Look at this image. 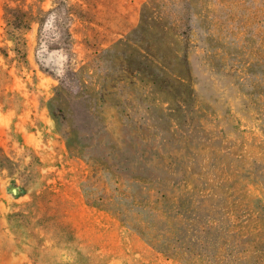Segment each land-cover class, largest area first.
Here are the masks:
<instances>
[{
  "label": "rangeland",
  "instance_id": "1",
  "mask_svg": "<svg viewBox=\"0 0 264 264\" xmlns=\"http://www.w3.org/2000/svg\"><path fill=\"white\" fill-rule=\"evenodd\" d=\"M149 1L0 0V264H186L138 230L154 216L123 193L147 192L140 176L156 195L192 198L200 256L264 264V0H162L161 21L183 17L190 42L163 43L157 26L147 39L171 67L187 47L182 110L139 80L112 87L121 64L106 52ZM69 125L99 167L121 161L119 192L69 147Z\"/></svg>",
  "mask_w": 264,
  "mask_h": 264
},
{
  "label": "trees",
  "instance_id": "2",
  "mask_svg": "<svg viewBox=\"0 0 264 264\" xmlns=\"http://www.w3.org/2000/svg\"><path fill=\"white\" fill-rule=\"evenodd\" d=\"M163 7H165V3L162 0H150L148 3H145L142 9L140 26L126 40L120 41L114 48L108 50L106 56L120 59L121 64L119 73L113 79L115 83L112 84V87H116L118 83L123 81L135 85L136 80H139L147 88V92L153 94V101L164 102L168 100L170 102V106L168 107L170 110H182L187 105L190 95V89L187 84L189 76L187 47L185 50L175 47L173 52L175 65L171 67L156 52L153 42L151 43L147 39V33L149 27L157 26L159 28L157 33H159L160 40L163 43L186 41L187 44L190 42V33L181 30L182 25L186 24V22L183 23V17H176L168 23L162 22L161 18L163 17L160 13ZM155 9H157L158 14L156 18L153 16V13H156ZM191 12L189 10V13ZM193 14L196 16L200 15L197 11ZM170 34L172 35L171 40L168 41L167 35ZM121 45H135V47H138L139 50L135 51H137V56L139 55L140 58L135 59V61L132 54L127 55L125 50H121L123 49ZM66 128H68L65 130V134H67L69 147L74 152L85 156L91 162L94 176L100 170L111 173L113 181L117 184L114 191L119 192L121 182L118 177L120 178L121 175L119 174L116 177L115 171L125 168L121 165V161H118V166L116 163H113L112 165H102L99 167L98 159L92 153H88L84 141L79 139L77 130L71 126ZM141 150V158L145 162L148 160L151 162L152 159L145 155L146 149L142 148ZM111 156L114 159L117 158L114 152H112ZM132 179H139L143 183V187L148 189V191L141 194L140 198L135 197V195H125L124 193L123 195L127 198H132L131 205L137 206L134 208H138V211L145 210L153 214L154 218L152 221L142 219L138 225V230L148 239L151 245L165 253L168 257L178 258L186 264H232L224 259L210 262L207 258L200 256L199 252L195 251L196 241H193V235H189L190 229L195 226L193 221L196 219V216H193L194 214L196 215V207L191 197L187 199L181 198V203H175L173 202V198L168 197L165 193L157 195L152 193L153 188H151V184L155 179H150V177L144 178L143 176L138 178L132 177ZM167 206L171 208L169 211L165 209L168 208ZM121 208V205H116L115 207L118 212L124 213ZM174 210L187 221L185 230H183L181 236H177V228L175 226L177 222H175ZM179 221H182V219ZM158 224H160L159 227H157ZM203 231L207 232L205 229ZM235 262L237 264H246L247 261L245 258L241 260L236 258Z\"/></svg>",
  "mask_w": 264,
  "mask_h": 264
},
{
  "label": "crops",
  "instance_id": "3",
  "mask_svg": "<svg viewBox=\"0 0 264 264\" xmlns=\"http://www.w3.org/2000/svg\"><path fill=\"white\" fill-rule=\"evenodd\" d=\"M2 132L4 133V136L3 137L7 139V129H6L5 124L2 125ZM8 136H9V133H8Z\"/></svg>",
  "mask_w": 264,
  "mask_h": 264
}]
</instances>
